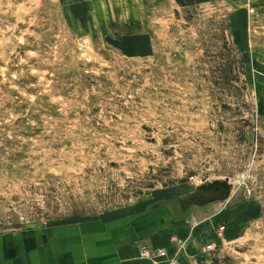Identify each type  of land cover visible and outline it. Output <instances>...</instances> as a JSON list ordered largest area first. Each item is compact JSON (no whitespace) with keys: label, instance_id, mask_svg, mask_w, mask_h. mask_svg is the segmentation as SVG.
<instances>
[{"label":"rangeland","instance_id":"rangeland-1","mask_svg":"<svg viewBox=\"0 0 264 264\" xmlns=\"http://www.w3.org/2000/svg\"><path fill=\"white\" fill-rule=\"evenodd\" d=\"M110 2L0 0V233L170 210L155 264H264V0Z\"/></svg>","mask_w":264,"mask_h":264},{"label":"crops","instance_id":"crops-1","mask_svg":"<svg viewBox=\"0 0 264 264\" xmlns=\"http://www.w3.org/2000/svg\"><path fill=\"white\" fill-rule=\"evenodd\" d=\"M130 2L137 5L139 15L145 13L144 0ZM130 2L111 0L118 14L113 21L141 22L138 17L127 18L115 6ZM105 3L108 4L107 0ZM168 216H172L170 210H158L141 222L122 227L114 222L95 221L89 230L82 228V224L75 230L32 227L0 233V264H155L151 258L157 254L146 255L143 249L164 248L168 255L176 250L170 238L173 232L168 229ZM163 260L157 258L158 262Z\"/></svg>","mask_w":264,"mask_h":264},{"label":"built area","instance_id":"built-area-1","mask_svg":"<svg viewBox=\"0 0 264 264\" xmlns=\"http://www.w3.org/2000/svg\"><path fill=\"white\" fill-rule=\"evenodd\" d=\"M161 250H165V249H160V251H161ZM163 252H165V251H163Z\"/></svg>","mask_w":264,"mask_h":264}]
</instances>
